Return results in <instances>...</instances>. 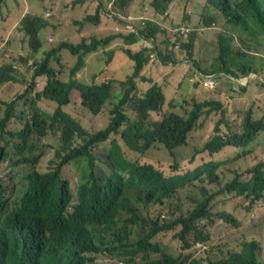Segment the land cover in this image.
<instances>
[{
    "label": "trees",
    "instance_id": "1",
    "mask_svg": "<svg viewBox=\"0 0 264 264\" xmlns=\"http://www.w3.org/2000/svg\"><path fill=\"white\" fill-rule=\"evenodd\" d=\"M172 1L174 0H114V5L106 10L103 4L97 3L94 14L72 23H92L96 27L107 28L102 25V21L110 18L122 26L120 31L109 29L108 31L113 32L103 38L91 35L79 45L70 44L75 35L62 32L65 35L60 34L59 43L56 46L47 45L46 48L39 34L53 25V19L59 15L57 1L0 0V24H12L15 19L16 24L11 29L19 34L17 43L10 41L6 46H0V58L3 59L0 83L6 85V91L2 95L7 99L16 96L8 104L17 105L31 94L37 82L46 80V95L58 105L53 115L41 119L35 116L33 121L27 123L26 133L18 131L15 135L26 142L32 130L43 133L44 125L63 126L66 146L56 151V159L60 160L62 170L69 164L82 162V175H88L86 182L77 188L80 204L73 214L68 215L66 209L72 197L67 183L58 178L59 169L50 175H30V186L22 196L24 200L20 209L0 227V264H86L89 262L85 256L87 253L100 252L103 256L114 257L118 250L128 257L125 264H184L179 262L181 255L174 259L176 257L170 254L157 252L160 246L148 241L157 231L156 228L140 242L126 245L128 232L115 229V216L119 212L128 211L132 214L133 221L138 218L137 209L130 206L129 200L123 197L125 194L133 192L148 201H154L158 193H173L178 187L184 188L187 185L184 182L200 171L208 176L207 187L200 189L202 200L189 218H178L172 224L162 227V231L182 227L179 236L183 251L192 246L196 249V243H202L206 249L208 234L206 226L201 222L203 220L211 223L222 221L228 224H224L225 227L232 226L235 229L242 226L240 220L226 209L218 213L211 211L216 198L233 194L244 197L243 203H247L244 209L257 203L260 208L264 207V160L251 164L248 158L264 145V111L258 113L252 108L245 114L236 113L231 116L222 103L205 101L196 103L188 116L170 111L164 116L154 117L150 114L160 113L165 105L161 88L159 99L153 98L158 92L159 86L156 84L146 90L144 99L133 102L131 99L135 95L133 80L150 63L149 55L154 50L162 65L188 64L190 67L185 68V80L192 76L193 68H199L204 74H200L201 81L205 80V75L214 76L220 72L237 79L257 74L259 70L249 61L247 63L246 59L256 58L253 51L257 49V40L264 37V0H206L209 15L206 18L207 24H191V16L184 11V18L193 27L189 36L177 33L171 35L163 27V20L159 19L160 16L169 15ZM85 2L86 0H75L78 7H85ZM185 2L186 6L189 1ZM59 8L61 13L65 6L59 5ZM47 13L50 14L48 17ZM128 15L143 17L139 21H131L127 19ZM119 16H122V20ZM184 22L185 20L174 24L172 21L169 27L179 28ZM214 22L215 28H212L211 24ZM127 24L132 25V32L126 31ZM201 27L205 30L200 31ZM5 29L0 25V35L1 30ZM206 30L208 31L205 32ZM164 33L171 45L163 41L157 43V38ZM79 34L82 37L88 36L82 28ZM117 40L121 44L112 48L111 45ZM143 40H152V46L143 48ZM27 42L31 53L26 56L18 47ZM81 48L88 49L89 53L95 49H104L108 55L101 69L93 72V85L75 82L84 65L81 57L75 66L62 65L64 60L61 59L69 55L66 51L78 56V49ZM116 54L132 63V71L123 82L116 79V71L109 65ZM204 56L212 62L217 61V71L212 68L204 69L199 65ZM259 58L264 65V57ZM52 60L59 61L66 74L62 69L60 71L54 68ZM109 73L114 76L110 78ZM98 78L102 81L97 82ZM116 81L122 88L118 96L114 95L111 85ZM260 84L264 87L261 78ZM75 89L81 97V103L78 104L86 108L90 115H100L108 102L118 99L117 102L110 103V120L105 129L89 131L62 111V107L71 103L70 94ZM31 100L32 98L29 102ZM126 109L128 113L125 112ZM214 112L220 116H212ZM211 120H215V123ZM4 123L5 121L0 123V132L6 131ZM205 123L210 124L214 134L206 143H199L196 132L199 128H204L207 125ZM106 143L109 148L105 156L93 153L96 148V152L103 150ZM156 145L165 146L174 152L179 147L192 148V160L198 161L199 167L182 177L164 179L152 165L139 164L125 155L126 148L144 154ZM106 163L110 172L103 174L99 166ZM214 188L218 191L215 192ZM197 222L199 223L196 224ZM123 242L124 245L121 244ZM242 246L239 252H228L227 254H231L229 257L207 262L264 264L258 256V252L264 250V244L251 241ZM126 248L130 250L127 251ZM147 250L162 255L152 258L148 254L136 261L135 257L147 253ZM190 264L201 262L191 261Z\"/></svg>",
    "mask_w": 264,
    "mask_h": 264
},
{
    "label": "rangeland",
    "instance_id": "2",
    "mask_svg": "<svg viewBox=\"0 0 264 264\" xmlns=\"http://www.w3.org/2000/svg\"><path fill=\"white\" fill-rule=\"evenodd\" d=\"M56 1L59 15H57L53 19V25H49L48 30H42V39H45L47 32L55 31L60 33L61 35H65L64 33H62L65 32L68 35H75L77 37L76 40H71L70 44L79 45L82 43L83 39L90 38L91 35H94L98 38H103L107 36L108 34L113 32H110L108 30L111 28L113 30L116 26V23H114V21L110 18H105L102 21V25L107 28H99L93 25L92 23H72L76 19L80 21L85 20L88 14H94L95 4H103L106 10L107 7L111 8L114 5V0H89L91 1V4L86 9L85 7H78L77 4H75V0ZM187 1L189 2H187L188 4L186 6L184 5L186 3L185 0L172 1L169 7V15L159 17V19L163 20V27L171 35L175 34V28H170L169 25L172 21L174 22V24H180L182 22L179 21L182 19L183 9L188 10L190 14H187H189L190 16H194L195 21H192L191 24L208 23V20L206 18H208L209 15L206 0ZM59 5L60 7L65 6V9H62L61 13L59 12ZM176 11H178L179 13H177ZM46 16H49V14H46ZM142 17V15H128L127 19L131 21H139ZM56 18H58L57 21H59L58 25L56 24ZM50 20L51 19H47V21ZM215 23L216 22L211 24L212 28H215ZM15 24V19L12 24H0L6 28L5 30H1L0 35L4 40L13 41L14 43H17L19 41V34H17L15 30L11 29L15 26ZM83 25H85V28L83 27ZM189 25V22L185 21L181 26L190 27ZM81 28L83 32L88 36L82 37L79 34ZM121 28L122 26L120 27L119 31L121 30ZM54 36L55 35H53V37ZM161 41L167 42L168 45H171V41L166 38L165 33L163 36H159L157 38V43H160ZM257 41V49L253 51V54L256 56V58H247L246 61L247 63L249 61L254 68L259 70L256 75L260 77L261 82L264 83V65L261 58H259V56L264 57V37H260V40ZM45 47L47 48L48 46ZM18 49H21V45H19ZM78 51V56L71 55L68 51H66L69 55H66L65 58L61 59L64 60L62 65L68 67L75 66L79 60V57H81L82 61L84 62V65L80 70L81 73L77 75V78H82L80 81L81 83L85 85H91L93 81V72L99 71L101 69L103 64H105V62L107 61L108 55H104V53L101 52L99 49H95L90 53L88 52V49L86 50L84 48L78 49ZM103 56L104 62L102 64V62L99 60ZM122 63V56L120 54H117L114 60L109 63V65L115 68L116 72L120 73L119 70L121 67H118V65H121ZM2 64L3 59L0 58V67L2 66ZM52 64L54 68H57L60 71L62 69L63 73L66 74V70H64V67H62L59 61L52 60ZM199 65L206 67L207 69L212 68L214 71H217L219 67L216 60L213 62H210L209 60H206L204 62L202 60ZM108 76L112 78L114 75L109 73ZM151 78L152 77L150 74L141 72V74H139L133 80V85L135 87V95L133 98H131L132 102L145 98L146 88ZM221 80L222 78L220 77V75H215L214 86L215 84L218 85ZM96 81L101 82L102 79L98 78L96 79ZM259 82V78L254 79L251 81V85L255 86V84ZM111 85L112 87H114V94L118 96L120 91L119 83L112 82ZM192 87L193 85L190 84L188 79L184 80L182 88L183 91L188 90ZM200 89L204 90V88L202 87V83ZM79 98H81L80 93L75 90L72 91L70 94L71 103L62 107V111L71 118L76 119L89 131H94L98 128L99 129L97 131L105 129L110 120L109 110L111 108V105L108 104L100 115H90L88 114L89 111L86 108L78 104L77 101ZM28 100L29 95L23 98L21 103ZM176 100H178V97H176ZM259 102L261 103V106L259 107L261 112L258 113H262L264 111V96H262ZM179 103L180 105L178 107L177 114L181 116H186L187 110L192 109V107H186L185 104L181 101H179ZM196 103H201V101L196 100ZM54 105L56 106L47 107L46 111H48L50 114H53L57 109V104L54 103ZM21 110H24L23 106H20L18 104L17 113L21 116L17 117H20L22 121H19L16 118L12 119L6 128L7 131L14 132L22 128L25 121L29 117V113L27 110H25L26 113L21 114ZM125 112L128 113V110L126 109ZM168 112V107L165 105L163 106L160 113H151L150 116H164ZM2 113L3 110L2 108H0V119L3 117ZM212 116H220V114H216L214 112ZM211 122L214 124L215 120H211ZM206 124L207 123H205V125ZM212 134H214V129L210 128V124H207L204 128H199L196 132L197 142L206 143L208 139L211 138ZM59 137V133L50 132L47 137H45L41 140V142H39L37 150L34 152L35 155H39L41 153L43 154V157L37 165V169L39 172L46 173L53 168L51 162L56 160V151L60 147ZM7 140L10 141L8 147L9 156L7 157L6 162L0 164V192H2L3 194V200L6 202V207L11 210L16 207L25 192L27 184L25 177L30 171V166L28 164H20L18 166L13 165V162L17 161L20 158L15 155V149L12 146L13 144L17 143L18 140L12 138H7ZM108 148L109 147L106 143L104 144L103 150L96 152V148L93 153L105 156ZM175 152L176 156L172 158L168 156L167 152L161 145H156L144 154L134 153L126 149L125 155L129 160L136 161L139 164L153 165L155 168L162 171L165 176L185 174L190 171V168H194L192 167V163L194 162V160H192L194 152L192 148L179 147L175 150ZM248 158L250 159L251 164H256L259 161L264 160V145L260 146L256 150V152ZM197 164V162L193 163L194 166ZM82 168V162L78 164H69L64 168L62 173L63 177L67 179L71 184L74 196V204L77 197V187L81 181ZM99 168L103 174H108L110 172L107 163L99 166ZM242 175L244 177H247L245 174ZM202 187H207V182L203 183L202 178H198L194 181L188 182L184 188L176 190L173 193H158L154 201H148L145 199V197L139 196L133 192L127 193L123 197L129 200L130 206L135 207L137 209L138 218L133 221L132 214L128 211L119 212L115 216V229H117L118 231L126 230L128 232V242L126 243V245H132L137 242H140L141 239L146 236V234H148L151 230L155 228L158 229L159 227L170 225L178 218H189L192 211L197 206L198 202L202 200V195L200 192V189ZM214 191L216 192L218 190L214 188ZM138 198H140V200H138ZM243 198L244 197H238L233 194H230L220 196L215 199L211 206V211L213 213H218L221 210L226 209L230 212V214L240 220L242 226L239 229H235L232 226L225 227L224 224L226 223L222 221H217L215 223H211L208 220L201 221L203 222L202 224L206 226V231L208 234V241L205 243L206 249L203 246H198V249H195L194 246H192L189 250L183 251L182 242L179 236L180 231L182 229L181 226L174 227L167 231H161L160 233H157L152 239H150L149 242L152 245L158 244L163 252L170 254L174 257L181 255V262L184 264H190L193 260L200 261L201 264H208V258L220 259L222 257H229L231 254H227L228 252L241 251L243 247L242 245L246 242L256 241L259 244H264V207L260 208L257 203L249 209H244V207L247 206V203H243ZM1 213L4 215L6 211L1 210L0 208V214ZM165 216L166 219L163 220ZM199 222H197L196 224H198ZM154 224H156L155 227L153 226ZM121 244L124 245L125 243L123 242ZM126 250L129 251L128 248H126ZM148 254L152 258H158L162 255V253H151L147 251V253L138 254L135 259L136 261H139L144 255ZM258 256L261 261H264L263 249L258 252ZM127 258V256L122 255L114 257L102 255L99 256L96 262L93 264H118L119 261H122L123 264H125V260Z\"/></svg>",
    "mask_w": 264,
    "mask_h": 264
},
{
    "label": "clouds",
    "instance_id": "3",
    "mask_svg": "<svg viewBox=\"0 0 264 264\" xmlns=\"http://www.w3.org/2000/svg\"><path fill=\"white\" fill-rule=\"evenodd\" d=\"M47 14H49V13H47ZM120 27H121V25H120ZM190 28H192V30H193V27L192 26H190ZM48 29H49V27L46 30H48ZM203 30H205V28L204 27H201L200 28V31H203ZM41 32H40L39 36H40V39H41V41L43 42V44L45 46H47V45L56 46V44L59 43V41L61 39L60 33L55 32V31L47 32L45 39H42L41 38ZM53 35H55V36L53 37ZM146 41L149 42L150 45L152 46V43H153L152 40H143L142 47H143V43L146 42ZM9 42L10 41H6L2 37H0V46H6ZM21 49L25 52L26 56H27V54L31 53L28 42L25 45H22L21 44ZM153 52H156V51L154 50ZM156 54H157V52H156ZM149 61L150 62H155V63L158 62L159 61L158 54H157L156 60H154V61H151L150 60V55H149ZM208 80H210V79H208ZM208 80L203 81V82L205 83ZM75 82L81 83L78 80H76ZM116 82H118V81H116ZM121 82H123V81H121ZM204 83H203V85H204ZM46 84H47V81L46 80H40L39 82L36 83L34 90L29 95V100L31 98H32V100L30 102H29V100L28 101H24L22 103H21L22 100H20L18 102V104L20 106H23V109H24V110H21V114H25L26 113L25 110H27L28 113H29L28 119L25 121V123L22 126V128L20 130H18V131H20L21 134H24V133L27 132V127H28L27 123L33 121L34 118H35V116H39V119H41L43 117L50 116V115H53L54 114V113L53 114H50L48 111H46V108L47 107H54V106H56V105H54V103H56V102L52 98H50V97H48L46 95V91L44 90ZM91 85H93V81H92V84ZM2 87H6L5 83H0V88H2ZM207 88H210V87H207ZM120 90H121L120 91V93H121L122 92L121 86H120ZM4 91H6L5 88L3 89L2 92H4ZM2 92H0V108H2V110H3V113H2V116L3 117L0 119V123H3V121H5L4 124H6V126H8V124L10 123V121L12 119H15L16 118L17 120L22 121V119L20 117H17V116H21L20 114L17 113L18 104L17 105L8 104V103H10L11 101H13L17 97H14L13 96L11 99H7L6 96H3L2 95ZM113 93H114V87H113ZM120 93H119V95H120ZM117 101H118V99L117 98H114L113 100H111L110 102H108V104H110L111 102H117ZM77 102L78 103H81V98H79ZM166 106L168 107V105H166ZM57 107H58V105H57ZM171 112H173V111H171ZM174 113H176V112H174ZM7 119H10L9 122H6ZM72 119L74 121L78 122L76 119H74V118H72ZM80 125H79V127H80ZM42 130H43V133H40L39 131H36V130H32V132L30 133L29 138H28V140L26 142H24L22 138H18L15 135L18 131H14V132L11 131L10 132V131H7L6 130V131L0 132V164L3 163V162H6L7 161V157L9 156L8 147H9V142L10 141L7 140V138L17 139L18 142L15 143V144H13L12 146L15 149V155L18 156V157H20V158L17 161L13 162V165L14 166H18L20 164H28L30 166V171H29V173L25 177V180L27 182L25 191L29 189V186H30L29 177L33 173H37L39 175L45 176V175H50V174L56 173L57 170L59 169L58 178L61 181H64V182L67 183L68 188H69L70 195L72 197L69 205L67 206L66 214L67 215L68 214H73L74 211H75V208L80 204V200H79L78 197H76V201H75V204H74V196H73V192H72V187H71L70 182L67 179H65L63 177V175H62L63 170H62V166H61L60 160L56 159L55 161H52L51 164L53 165V168L49 172L41 173V172L38 171L37 165L39 164L41 158L43 157V154L42 153L39 154V155H35L34 154V152L37 150V146H38L39 142H41L42 139H44L45 137H47L50 132L59 133V135H60V137H59V141H60V147H59V149L64 148L66 146V144H65V141L63 139V126H61V125H44L43 128H42ZM75 134H76V132H75ZM163 148L167 152L168 156H170L172 158H174L176 156V152H174L172 150H168L165 146H163ZM127 150H129V149H127ZM131 152H133V151H131ZM134 153H136V152H134ZM194 162H197L198 163V161H196V160H194ZM193 163H192V167H194V168H190V171H193V170H195L196 168L199 167L198 165H195L194 166ZM156 172H158L164 179H170V177H172V176H179V177H182L183 176V174H176V175H171V176H165L162 173V171H160L159 169ZM123 175L125 177H127V174L124 173ZM87 176L88 175H82L81 176V181H80V183H79L78 186H81L82 184H84L86 182V177ZM198 178H202V182L204 183V182H206L208 176H207V174L204 171H200V172L196 173L191 179L186 180L184 183L187 184L188 182L194 181V180H196ZM179 189L180 188L178 187L176 190H179ZM23 200L24 199L21 198L20 201H19V203L16 205V207L13 208V209H11V210H9L8 207H6V202L3 200V194H2V192H0V208H1V210H5L6 211V213L4 215L2 213L0 214V227H3L4 224H5V222L7 221V219L9 217L13 216L20 209V207H21V205L23 203ZM165 219H166V216L163 218V220H165ZM161 231H162V227H159L157 229V231H155L151 235V237L148 239V241H150V239H152L157 233H160ZM151 232H152V230L149 233H151ZM148 234H146V236ZM198 246H203L204 247V245L202 243H196V249H198L197 248ZM128 249L130 250V248H128ZM147 251L150 252V250H147ZM159 251H162L161 247H160V249L157 252H159ZM165 254H167V253H165ZM118 255L125 256L120 250H118V252H117V254L115 256H118ZM85 256L89 259V262L87 261L86 264H93V263L96 262V260H97V258L99 256H102V254L100 252L99 253H87V254H85ZM179 257L180 256H178V257H176L174 259H177ZM207 260H209L210 262H215L216 259L208 258ZM181 261H182V259H180L179 262H181ZM193 261H197V260H193ZM118 264H123V262L122 261H119Z\"/></svg>",
    "mask_w": 264,
    "mask_h": 264
},
{
    "label": "crops",
    "instance_id": "4",
    "mask_svg": "<svg viewBox=\"0 0 264 264\" xmlns=\"http://www.w3.org/2000/svg\"><path fill=\"white\" fill-rule=\"evenodd\" d=\"M90 4H91V1L86 0L84 6L89 7ZM184 11L189 13L188 10L183 9L182 19L179 22L184 21V20L186 21V19L184 18ZM176 12L179 13L178 11ZM88 15H91V14H88ZM191 20L193 22L195 21V18L193 15H191ZM110 30H112V28ZM207 31L208 30H206L205 32ZM74 40H76V37H73V41ZM119 44H121V41L117 40L111 45V47L113 48L114 46H117ZM100 51L103 52L104 55H106L104 49H100ZM158 58H159V55H158ZM202 60L204 62L206 60H209L210 62H212L210 58L205 57V56L203 57ZM99 61H101L103 64L104 56L100 58ZM159 61L156 63L150 62L148 65L142 68L141 72L150 74L152 77L151 80L148 82V86L146 90L150 89L154 84L159 86L157 94L153 96L154 99L156 100L159 99V90L161 88V91L165 99V105L169 106L168 108L169 111H173L177 113L178 107L180 105L179 101L183 102L186 107L193 108L196 104V100H199L201 102H205V101L220 102L224 105V109L227 110L228 113L231 114V116H235L234 114L236 113L245 114L252 108L256 112H261L259 108L261 106V103L259 102V100L262 98V96H264V87L260 84V82L255 84V86L251 85V81L258 78L256 74H250L248 77L243 78V79L234 78L223 72L216 73L214 74V76L205 75L204 81L210 79L214 82L215 75H220V77L222 78V80L218 83V85L215 84L214 87L207 88L203 85V81H200L199 79L200 74H202L201 70L199 68H193L192 76L188 79L190 84L193 85V87L188 90L183 91L182 88H183V84L185 80L184 79L185 68L189 69L190 66L185 63H181L183 65L179 64L180 66H177V65H166L165 66V65H162L160 58H159ZM171 66H176V67L172 68ZM118 67H121V68L119 70L120 73L116 72V79L118 81H124L127 78V75L130 74L132 71V63L126 61L123 58V63L121 65H118ZM203 68L207 69L206 67H203ZM76 79L78 81H81L82 78L76 77ZM201 83H202V87L204 88V90L200 89ZM4 88L5 87L0 88V92H2ZM176 97H178V100H176ZM191 110L192 109L187 110L186 116H188V113Z\"/></svg>",
    "mask_w": 264,
    "mask_h": 264
},
{
    "label": "built area",
    "instance_id": "5",
    "mask_svg": "<svg viewBox=\"0 0 264 264\" xmlns=\"http://www.w3.org/2000/svg\"><path fill=\"white\" fill-rule=\"evenodd\" d=\"M119 17H120V19L122 20V17H121V16H119ZM125 27H126V31H127V32H132V31H133V27H132L131 24H127ZM119 29H120V25L117 24V25L114 27V31H115V32H118ZM174 31H175V33H177V34H179V35H181V36H189V34H190L193 30H192V28H190V27H188V26H181V27H179V28H175ZM148 46H150V43H149V42L146 41V42L143 43V47H144V48H146V47H148ZM156 58H157V54H156V52H153V53L150 54V60H151V61L156 60ZM213 85H214V83H213L212 80H208L207 82L204 83V86H205V87H210V88H211V87H213Z\"/></svg>",
    "mask_w": 264,
    "mask_h": 264
}]
</instances>
